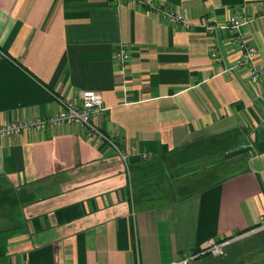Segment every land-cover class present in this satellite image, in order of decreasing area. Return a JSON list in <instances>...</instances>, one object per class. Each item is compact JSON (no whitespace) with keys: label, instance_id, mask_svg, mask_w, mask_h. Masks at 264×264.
I'll list each match as a JSON object with an SVG mask.
<instances>
[{"label":"crops","instance_id":"0c3cea01","mask_svg":"<svg viewBox=\"0 0 264 264\" xmlns=\"http://www.w3.org/2000/svg\"><path fill=\"white\" fill-rule=\"evenodd\" d=\"M150 2L191 27L132 0H0V126L90 89L107 138L72 122L0 136V264H168L210 238L222 251L189 264H264V74L233 64L225 27L251 17L239 32L264 67V0ZM213 140L250 150L193 189L160 172Z\"/></svg>","mask_w":264,"mask_h":264},{"label":"built area","instance_id":"2783aa9c","mask_svg":"<svg viewBox=\"0 0 264 264\" xmlns=\"http://www.w3.org/2000/svg\"><path fill=\"white\" fill-rule=\"evenodd\" d=\"M117 1V0H116ZM120 1V0H118ZM134 2L148 3L150 8L158 15L167 18L172 22L179 23L185 28L191 27L189 19L184 17L180 12L171 10L156 2L150 0H132ZM251 20L250 16L239 14L231 17L225 27L233 32L229 39L231 45L238 48L239 53L234 58V65L243 66L248 70V81L256 84L261 75L264 74V67L255 63L256 49L249 44L239 32V27ZM211 55H215V50H211ZM129 58V48L125 43L116 46L113 52V59L116 64L123 67ZM60 108L46 117L22 118L11 123L0 126V136H11L20 132H43L49 127L59 126L65 123H79L83 126L85 134L90 139L106 138V136L94 125L93 119L103 110V102L100 94L95 90H82L77 100L68 98H57ZM107 139V138H106ZM113 144V143H112ZM114 145V144H113ZM120 151V150H119ZM122 158L125 155L122 151ZM259 226H264V216L260 218ZM227 238L213 239L210 238L200 247L199 250L185 253L177 259L170 261L168 264H189L191 260L202 254H219Z\"/></svg>","mask_w":264,"mask_h":264},{"label":"rangeland","instance_id":"374dc122","mask_svg":"<svg viewBox=\"0 0 264 264\" xmlns=\"http://www.w3.org/2000/svg\"><path fill=\"white\" fill-rule=\"evenodd\" d=\"M227 149L222 141L214 140L193 147L186 145L170 155V171L160 172L168 173L171 181L190 179L193 189L202 182L221 177L234 169L231 165L234 159H225L223 156Z\"/></svg>","mask_w":264,"mask_h":264},{"label":"water","instance_id":"95a60500","mask_svg":"<svg viewBox=\"0 0 264 264\" xmlns=\"http://www.w3.org/2000/svg\"><path fill=\"white\" fill-rule=\"evenodd\" d=\"M248 150H250V146H243V147H240V148H236V149H233V150H230V151L226 152L224 154V157L225 158H230V157H233V156L238 155L240 153L246 152Z\"/></svg>","mask_w":264,"mask_h":264},{"label":"trees","instance_id":"16d2710c","mask_svg":"<svg viewBox=\"0 0 264 264\" xmlns=\"http://www.w3.org/2000/svg\"><path fill=\"white\" fill-rule=\"evenodd\" d=\"M225 239V238H224Z\"/></svg>","mask_w":264,"mask_h":264}]
</instances>
